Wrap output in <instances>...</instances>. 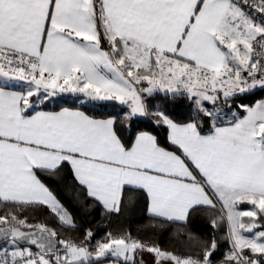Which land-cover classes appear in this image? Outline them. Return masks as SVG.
<instances>
[{
  "label": "snow or ice",
  "instance_id": "6c2138e0",
  "mask_svg": "<svg viewBox=\"0 0 264 264\" xmlns=\"http://www.w3.org/2000/svg\"><path fill=\"white\" fill-rule=\"evenodd\" d=\"M145 255L264 264V0H0V264Z\"/></svg>",
  "mask_w": 264,
  "mask_h": 264
},
{
  "label": "trees",
  "instance_id": "16d2710c",
  "mask_svg": "<svg viewBox=\"0 0 264 264\" xmlns=\"http://www.w3.org/2000/svg\"><path fill=\"white\" fill-rule=\"evenodd\" d=\"M69 100H74V97H69ZM66 106H71V104H68ZM111 108L112 106L109 105ZM85 111H89L88 107L84 108ZM57 193L60 195L61 199L69 206L70 210H72L76 214V219L79 225L83 227H90L94 231H97L99 235H103L105 231L112 230L118 225H126L127 227L131 228L133 232L135 233V230L138 227H141L142 225L146 224L147 217L144 216L140 211L139 208H137L135 211L126 213L123 217H112L111 221L102 220L100 214L98 211H94L91 214H84L83 212H78L77 209L79 205L72 200L71 193L69 191H66L62 186L57 187ZM136 200L140 202L142 206V202L139 200V196L137 195ZM38 219L44 220L46 219L47 222L50 224V226L53 227H59L57 222L53 217L48 215L47 213L44 214H35ZM194 224L197 228H202L205 230H210L207 228L206 222L203 219H196L194 221ZM68 235L76 236L79 235L78 232H68ZM143 235V233H142ZM147 235H153L152 233H147ZM171 233L169 232H160L155 235V238L159 240L162 246L169 247L172 243V240L170 239Z\"/></svg>",
  "mask_w": 264,
  "mask_h": 264
},
{
  "label": "crops",
  "instance_id": "0c3cea01",
  "mask_svg": "<svg viewBox=\"0 0 264 264\" xmlns=\"http://www.w3.org/2000/svg\"><path fill=\"white\" fill-rule=\"evenodd\" d=\"M144 259L146 260L147 264H151L152 257L150 255H145Z\"/></svg>",
  "mask_w": 264,
  "mask_h": 264
},
{
  "label": "rangeland",
  "instance_id": "374dc122",
  "mask_svg": "<svg viewBox=\"0 0 264 264\" xmlns=\"http://www.w3.org/2000/svg\"><path fill=\"white\" fill-rule=\"evenodd\" d=\"M75 99V98H74Z\"/></svg>",
  "mask_w": 264,
  "mask_h": 264
}]
</instances>
